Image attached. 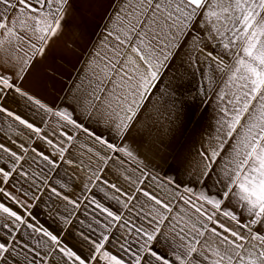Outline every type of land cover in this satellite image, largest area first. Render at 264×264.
<instances>
[{"label": "snow or ice", "instance_id": "6c2138e0", "mask_svg": "<svg viewBox=\"0 0 264 264\" xmlns=\"http://www.w3.org/2000/svg\"><path fill=\"white\" fill-rule=\"evenodd\" d=\"M72 11L73 0H0V113L22 126L0 142V264H264V0H124L102 41H115L104 78L70 111L23 81ZM185 59L209 85L201 64L224 77L216 144L188 182L145 163L154 145L137 128L157 94L185 110V85L164 83ZM10 97L38 119L5 107ZM101 120L111 138L85 123ZM64 166L72 190L52 179ZM41 205L59 227L41 223Z\"/></svg>", "mask_w": 264, "mask_h": 264}, {"label": "crops", "instance_id": "0c3cea01", "mask_svg": "<svg viewBox=\"0 0 264 264\" xmlns=\"http://www.w3.org/2000/svg\"><path fill=\"white\" fill-rule=\"evenodd\" d=\"M123 2L124 0H73V11L69 16L68 27L64 30L63 36L52 42L42 58L37 57L23 81L24 89L50 105L68 107L70 111L76 108L75 97L89 96L104 78L106 58L112 56L111 48L115 41L108 37V47H104L102 41H105L108 31H112L119 23L115 17ZM200 68L207 75H213L214 84L209 85L201 72L190 67L186 59L183 62L177 61L174 69L164 78V83L172 77L185 85V98L188 104L182 113L178 114L169 108L157 94L140 114L137 128L144 131L146 126L145 135L147 136L150 131L154 145L152 149L141 148V157L162 179L166 174L169 178L188 182L192 177L198 176L199 152L216 144L214 135L220 105L216 93L224 87V77L214 72V66L210 69L207 64H201ZM113 79L119 84L118 77ZM103 86L113 88L112 84L105 83ZM163 86L164 84H161V87ZM24 103L18 97L13 102L10 97L4 106L29 120L38 119L33 116L35 108L32 106L25 108ZM75 115H79V112L77 111ZM81 119L84 118L81 116ZM85 123L90 127H96L98 133L103 132L106 137L111 138L110 131L103 126L102 120L99 127L89 121ZM9 124L13 125V129L22 128L11 118L0 113V129H3L0 131V142L10 143L8 136L18 139L16 132L9 128ZM84 139L81 134L80 140ZM37 143L45 150L51 151L43 142ZM110 178L115 180V176ZM52 179L58 182L56 186L67 185L68 190H72L74 184L80 183L73 175V169L68 166L61 168L59 174L53 175ZM195 187L200 188L199 185ZM75 190L79 194V188ZM35 212L45 227H49L50 230L59 227L58 221L46 215L43 205L35 209ZM69 241L75 243L71 237Z\"/></svg>", "mask_w": 264, "mask_h": 264}]
</instances>
